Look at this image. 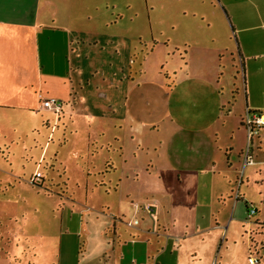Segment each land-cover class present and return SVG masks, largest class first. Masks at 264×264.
<instances>
[{
  "label": "crops",
  "instance_id": "obj_1",
  "mask_svg": "<svg viewBox=\"0 0 264 264\" xmlns=\"http://www.w3.org/2000/svg\"><path fill=\"white\" fill-rule=\"evenodd\" d=\"M217 2L227 12L235 32L236 46L230 35L219 37L220 46L215 49L216 40L212 36L176 42L185 48L189 43L182 52L188 55L187 72L189 70L202 82H211L210 86H214V75L220 69L213 57L220 55L224 58L225 67L227 62L236 68L240 65L241 70L237 72L241 80L236 93L237 100L242 101L241 108L236 114L227 110L223 115L217 110L218 113L209 118L185 120L176 117L167 123L172 124V130L163 135L159 147L170 152L171 156L177 150L182 153L173 164H168V170L173 171L176 178L156 183L148 194L126 195L134 204L133 211L141 218L139 223L135 217H131L133 221L127 220L121 210L109 213L94 205L85 208L79 205L80 208L75 209L69 205L74 201L64 192H56L59 198L53 199L54 193L43 189L42 173L38 181H30L37 167L27 180L22 181L19 177L21 165L10 156L15 157L17 153L22 123H29L24 128L28 127L30 132L35 130L38 138H43L36 126L40 123L45 129L50 128L48 117L54 112L71 116L74 112L79 113L75 111L78 107L87 117L93 118L97 110L112 115L113 80L112 69L109 70L112 64L104 60L108 67L102 69L101 55L104 45L111 42L101 44L98 52V41H94L89 53L90 68L85 73L83 55L78 46H72L74 35L69 34L73 15L69 17L68 29H64L53 14L46 19L45 12H54L50 4L41 0H0V264H6L4 259L9 261L7 264H23L20 243L16 242L20 240L21 228L17 227V232L15 228L9 231L11 236L7 234L5 242L2 230L6 226L4 218L16 220L22 216V184L27 185L25 191L33 193L35 199L41 195L44 201H48L50 216L43 245L47 258L37 244L42 236H38L40 233L35 230L27 235L28 246H32L29 247L32 254L25 260L27 264L233 263L229 256V249L235 243L231 239L235 234L232 223H243L238 202L244 203L247 214L250 208H254L256 222H264V192L263 196L261 191L254 196L245 190L248 185L244 186V183L254 182L262 187V178L258 176L264 173V151L263 156H259L264 145V126L248 142L249 146L244 147V127L242 121L241 125L237 123V118H244L247 112L264 114V0ZM72 26L74 29L75 25ZM225 31L228 32L227 28ZM75 37L79 38L77 34ZM79 41L78 44L84 46V42ZM194 48L199 50L197 54L190 52ZM120 69L124 71L123 67ZM122 79H119L121 83ZM114 85L113 95L118 88ZM48 97L60 99L61 106L43 107L42 101ZM162 121L165 123L164 119ZM236 133L238 141H234ZM110 146L107 145V150ZM46 153L47 149L40 146L37 161L44 159ZM100 170L98 175L102 173ZM95 175L92 174L94 179ZM100 182L99 186L105 187L104 181ZM108 182L111 186L112 180ZM41 189L44 192L40 193ZM2 204L7 210H2ZM248 204L253 206L248 207ZM29 208L33 214L39 212L35 204ZM120 230L126 231L124 239ZM250 231L248 234L243 232L247 235L249 247L252 244ZM260 250L264 251V248ZM257 264L261 263L258 261Z\"/></svg>",
  "mask_w": 264,
  "mask_h": 264
},
{
  "label": "rangeland",
  "instance_id": "obj_2",
  "mask_svg": "<svg viewBox=\"0 0 264 264\" xmlns=\"http://www.w3.org/2000/svg\"><path fill=\"white\" fill-rule=\"evenodd\" d=\"M41 2L54 7L53 13L50 10L45 12L46 19L49 20L50 16L54 15L58 25H62L64 29H68L69 17L73 15L71 19L75 28L72 29L73 26L70 25L69 34L74 35L72 46H78L83 55L82 67L85 73L90 68L89 53L93 50L94 41H98L97 51L105 41L111 42L104 45L101 55L102 69L108 67L104 60L112 64L109 69H112L113 80L112 115L97 110L93 118L87 117L82 108L78 107L75 111L79 113L74 112L71 116H63L60 111L61 114L54 112L48 117L50 128L45 129L40 123L36 126L43 138H38L35 130L30 132L27 130L28 127L24 128L29 123H22V135L16 148L18 150L14 149L17 153L15 152V157L10 158L21 165L19 177L22 181L27 180L37 167L36 171L43 174L45 184L43 189L52 191L53 199L59 198L56 192L59 194L64 192L74 201L70 200L69 205L75 209L94 205L109 213L121 210L127 216V220L133 221L131 217H135L140 223L141 218L133 211L134 204L126 195L130 193L129 196L138 197L141 192L147 193L148 190L154 189L156 183L176 178V174L168 170V164H173L182 153L177 150L171 156L170 152L167 153L163 147H159L163 135L172 130V124L167 123L176 117L185 120L191 117L209 118L217 114V110L223 115L227 110H233L236 114L238 108H241L242 101L237 100L236 93L241 80L240 73L237 72L241 70L240 65L236 68L227 62L225 67L224 58L220 55L213 57L212 60L216 65H220V69L214 75V86H210L211 82H202L191 75L189 70L187 72L188 55L182 52L188 48L189 43H186L185 48L179 47L182 43L176 42L188 41L192 37L203 39L212 36L216 40V45L213 46L215 49L220 46L219 37L230 35L236 46L235 32L228 20L227 12L217 0H41ZM224 23L226 27L222 25ZM226 28L228 32L225 31ZM76 34L79 38L75 37ZM78 40L84 42V46L78 44ZM134 46L136 50H133ZM198 51L196 48L190 50L194 54ZM209 62L210 60L207 61ZM97 66L101 69L100 65ZM120 67L124 68L123 72ZM201 73L202 70L200 75ZM207 77L212 78V75ZM119 79L123 82L121 83ZM114 83L118 86L115 95ZM241 121L245 131L243 145L247 147L249 145L243 117H238L237 123L240 124ZM33 139L39 141V144ZM234 141H238L237 133ZM108 144L112 146L107 150ZM29 146L32 149H29ZM40 146L45 147L47 153L44 159L42 157L37 161ZM263 151L264 145L259 156H263ZM229 153L228 151L227 154ZM98 169H102L99 175ZM92 174H96V179ZM102 174L105 175L104 179ZM258 177L262 178V187L257 185L258 183L248 182L244 183L245 187L248 185L245 190L254 196H258V192L261 191L263 196L264 173ZM109 179L112 180L111 186ZM102 180L105 187L99 186ZM24 185L26 187L22 184L20 188L22 216L16 220L4 218L6 226L2 230L5 242V236L10 235L9 231L15 228L17 232V227L21 228L20 240L16 242L20 243L23 264H27L25 260L32 254L29 248L32 246H28L27 235L35 230L40 233L38 236H42L37 244L42 254H45L44 258H47L46 246L43 245L46 243L45 233L48 231L47 221L50 216L47 213L48 201H44L41 195L35 199L33 193L25 191L28 187ZM43 189L40 193L44 192ZM13 194L16 196V191ZM32 204L39 209L37 214H33L29 208ZM2 205L4 206L2 210H7V206ZM252 206L248 204V207ZM238 212L243 223H232L235 234L231 239L235 243L229 249V256L233 258V263L230 264H255L249 263L248 257H255L264 264V251L260 250L264 248V225H260L264 222H256L254 215L248 216L242 201L238 202ZM233 228H230L229 239ZM244 231L246 233L250 231L252 241L250 247ZM120 232L124 239L127 235L123 230ZM37 253L39 254V251ZM4 263L7 264L9 261L4 259Z\"/></svg>",
  "mask_w": 264,
  "mask_h": 264
},
{
  "label": "built area",
  "instance_id": "obj_3",
  "mask_svg": "<svg viewBox=\"0 0 264 264\" xmlns=\"http://www.w3.org/2000/svg\"><path fill=\"white\" fill-rule=\"evenodd\" d=\"M42 106L45 108H50L51 106H55L59 108L61 106V100L53 97L44 98L42 101ZM243 125L246 128L248 142L250 143L252 137L257 134L258 130L262 126H264V114L256 111L247 112L243 118ZM40 177H41V172L39 171L35 172L31 178V182L32 181L35 182ZM254 212H255L254 208H250L248 210V216H252ZM248 262L257 264L258 259L255 257H248Z\"/></svg>",
  "mask_w": 264,
  "mask_h": 264
},
{
  "label": "trees",
  "instance_id": "obj_4",
  "mask_svg": "<svg viewBox=\"0 0 264 264\" xmlns=\"http://www.w3.org/2000/svg\"><path fill=\"white\" fill-rule=\"evenodd\" d=\"M260 225H264V224H260Z\"/></svg>",
  "mask_w": 264,
  "mask_h": 264
}]
</instances>
